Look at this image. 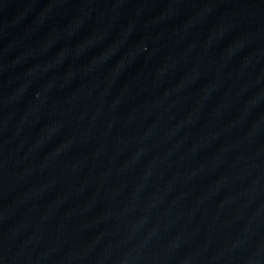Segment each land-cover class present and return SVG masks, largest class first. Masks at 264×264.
Wrapping results in <instances>:
<instances>
[{"label":"water","instance_id":"water-1","mask_svg":"<svg viewBox=\"0 0 264 264\" xmlns=\"http://www.w3.org/2000/svg\"><path fill=\"white\" fill-rule=\"evenodd\" d=\"M0 264H264V0H0Z\"/></svg>","mask_w":264,"mask_h":264}]
</instances>
